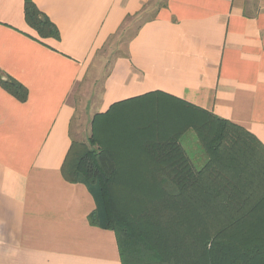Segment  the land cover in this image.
Listing matches in <instances>:
<instances>
[{"label": "crops", "instance_id": "crops-1", "mask_svg": "<svg viewBox=\"0 0 264 264\" xmlns=\"http://www.w3.org/2000/svg\"><path fill=\"white\" fill-rule=\"evenodd\" d=\"M32 1L59 39L27 24L25 0H0V264H122L115 233L89 222L88 187L62 174L75 87L112 38L132 34L87 103L93 117L158 91L264 145V0ZM7 80L26 88L25 102Z\"/></svg>", "mask_w": 264, "mask_h": 264}, {"label": "trees", "instance_id": "trees-1", "mask_svg": "<svg viewBox=\"0 0 264 264\" xmlns=\"http://www.w3.org/2000/svg\"><path fill=\"white\" fill-rule=\"evenodd\" d=\"M41 38L59 30L32 0ZM21 102L27 90L1 82ZM62 167L96 202L122 264H264V145L245 128L162 92L119 101L92 119Z\"/></svg>", "mask_w": 264, "mask_h": 264}, {"label": "rangeland", "instance_id": "rangeland-1", "mask_svg": "<svg viewBox=\"0 0 264 264\" xmlns=\"http://www.w3.org/2000/svg\"><path fill=\"white\" fill-rule=\"evenodd\" d=\"M144 17L147 16L144 15ZM140 21L138 19L127 26L135 29ZM131 35L120 34L112 38L106 47L98 53L88 79L75 87L70 102L76 106V114L72 123V136L77 142L87 143V139L91 135L93 117L91 111L88 110L87 103L91 98L98 97L101 93V83L110 73L115 58L125 51L126 41Z\"/></svg>", "mask_w": 264, "mask_h": 264}]
</instances>
